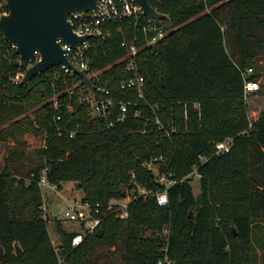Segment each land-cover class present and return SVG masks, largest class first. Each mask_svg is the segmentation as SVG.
Instances as JSON below:
<instances>
[{"label": "trees", "instance_id": "trees-1", "mask_svg": "<svg viewBox=\"0 0 264 264\" xmlns=\"http://www.w3.org/2000/svg\"><path fill=\"white\" fill-rule=\"evenodd\" d=\"M148 2L169 19L160 22L165 37L137 56L143 98L120 85L132 75L121 43L144 44L136 17L109 22L104 38L89 40L90 69L116 103L131 102L124 121L113 126L117 108L107 120L92 118L78 89L70 93L81 78L60 66L26 84L13 82L24 69L0 35V141L14 143L0 170V264H257L252 235L264 221V110L250 119L244 81H258L260 74L264 0ZM247 68L253 73L245 77ZM26 133L42 135L44 145L36 150L39 163L23 169ZM227 138L231 150L216 155L215 144ZM160 156L167 165L156 163L159 170L182 180L168 189L148 168ZM43 170L58 189L74 182L81 200L100 203L102 213L111 200L130 194L128 217L108 213L102 234L87 235L77 247L56 220L61 244L54 247L37 183ZM137 185L166 190L168 204L139 196Z\"/></svg>", "mask_w": 264, "mask_h": 264}, {"label": "built area", "instance_id": "built-area-1", "mask_svg": "<svg viewBox=\"0 0 264 264\" xmlns=\"http://www.w3.org/2000/svg\"><path fill=\"white\" fill-rule=\"evenodd\" d=\"M97 12L93 10L87 11L84 14L73 13L69 16V19L73 25V31L80 36L88 35L89 38L78 44L77 48H72L67 44L62 43V47L65 50V55L68 60L79 70H81L87 78H89L94 86L95 92V101L92 103V98L88 93L87 87L83 84L82 80L78 83H75L71 87V95L75 93V90L78 89L80 93L79 101L84 106H89L88 113L94 119H104L107 120L111 115L114 108H117L116 114L110 120L109 126H113L115 123L122 122L127 116L128 107L131 104L130 101L123 102L120 101L116 103L110 97V91L107 87L101 83L98 74L93 72L90 69V61L87 58L86 54L90 47L89 40L92 37L104 38L106 36L105 26L109 22L120 21L123 18L135 16L136 25L142 28L144 35V44L139 47L134 41L124 40L121 45L126 48L127 55L123 59L125 62V69L130 72L132 75L127 80H124L120 83L122 89H133L135 90L140 98H143L142 89L144 84V78L139 74V68L137 64V56L141 49H150L153 50L154 47L165 37V32L163 26L159 24L156 26L153 19L143 15L139 6H137L133 0H98L97 2ZM7 13L6 0H0V15ZM142 17H146L145 22L142 21ZM38 56L35 54V59L37 60ZM19 62V59H18ZM65 73L73 75V71L69 68H66L63 65H59ZM253 73V68H247L243 75L246 77ZM43 74V73H42ZM40 75V74H39ZM23 73H18L13 82L17 83L21 80ZM260 90L258 81L246 79L244 81V93L247 97L248 95L257 93ZM53 106L58 107L57 100H53ZM197 107V105H195ZM158 111L157 107L153 108V112ZM56 120H60V116H57ZM156 124L161 126L158 119H156ZM57 132L60 135V128L57 127ZM75 131L69 133V137L75 136ZM232 147V139L227 138L225 140L219 141L215 144V154L220 155L223 153H228ZM167 158L160 156L159 158L152 159L151 163L148 165V168H152L155 174V181L164 186L166 189L177 184L179 181L172 177V174L167 171H160L159 164L167 165ZM155 165V166H152ZM194 172L191 175H197ZM134 177V175H132ZM38 185L43 187H52L53 185L49 184L46 176L45 170H43L41 178L37 182ZM136 191L139 196L146 198L148 195H153L156 198V201L159 206H165L168 204L167 191L162 192H151L147 191L145 188L137 185ZM131 201L130 194L123 199L111 200L106 208V212L102 213V205L96 203L95 205H90L87 202H83L80 199H73L67 202L65 210H60V213H63V217L66 221L75 223L76 228L71 229L73 233V238L71 241L72 247L79 246L84 238L97 232L99 226L101 225L103 219L107 216L108 213H113L116 217L120 219H126L128 217V205ZM44 210V206H43ZM159 262V264L165 263ZM59 264H62L60 260Z\"/></svg>", "mask_w": 264, "mask_h": 264}, {"label": "water", "instance_id": "water-1", "mask_svg": "<svg viewBox=\"0 0 264 264\" xmlns=\"http://www.w3.org/2000/svg\"><path fill=\"white\" fill-rule=\"evenodd\" d=\"M98 0H6L7 13L0 15V35L15 49L20 67L24 69L20 84H26L39 74L63 65L78 75L95 101L94 86L89 78L77 69L65 55L62 43L72 48L86 41L89 36L77 35L69 16L73 13L97 12ZM143 15L153 19L157 26L169 16L157 11L148 0H133ZM37 54L38 59H35ZM53 214L59 212L52 206ZM234 235H236L233 229ZM102 234L98 230L96 235ZM20 252L17 247V253Z\"/></svg>", "mask_w": 264, "mask_h": 264}, {"label": "rangeland", "instance_id": "rangeland-1", "mask_svg": "<svg viewBox=\"0 0 264 264\" xmlns=\"http://www.w3.org/2000/svg\"><path fill=\"white\" fill-rule=\"evenodd\" d=\"M226 27H224L225 29ZM259 35L264 37V32H258ZM227 51L231 56L232 60L237 62V55L228 47ZM235 52V51H234ZM257 52L261 55L259 66L260 74L258 78V83L260 90L257 93L248 95L246 101L249 107L250 119L254 120L257 118L259 113L264 110V51L258 49ZM26 141V146L24 147V156L21 158V166L23 169L29 167H34L39 163V157L36 155V150L44 145V137L42 135H34L33 133H26L24 135ZM11 139L1 142L0 141V170L4 167V158L8 155L9 148L13 145ZM192 190L195 196L200 193V179L198 175L191 177ZM43 197V206L45 217L49 220L47 225V230L50 235L54 247H59L61 244V239L56 231L55 222L59 220L61 225L65 230L71 231L77 227L75 223L66 221L63 217V213L53 214L52 206L57 205L63 211L65 210L67 202L73 199H80L82 192L79 191L74 182H65L61 189L56 186L43 187L41 188ZM255 227H253V244L257 254V264H264V248L262 242H264V221L256 222Z\"/></svg>", "mask_w": 264, "mask_h": 264}, {"label": "crops", "instance_id": "crops-1", "mask_svg": "<svg viewBox=\"0 0 264 264\" xmlns=\"http://www.w3.org/2000/svg\"><path fill=\"white\" fill-rule=\"evenodd\" d=\"M57 206V205H56ZM58 207V206H57ZM59 208V207H58ZM60 210H61V208H59V213H60Z\"/></svg>", "mask_w": 264, "mask_h": 264}]
</instances>
